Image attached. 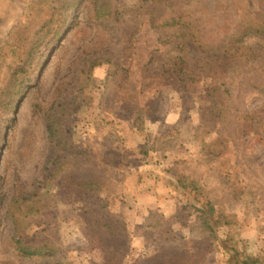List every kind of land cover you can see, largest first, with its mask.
<instances>
[{
	"label": "rangeland",
	"instance_id": "1",
	"mask_svg": "<svg viewBox=\"0 0 264 264\" xmlns=\"http://www.w3.org/2000/svg\"><path fill=\"white\" fill-rule=\"evenodd\" d=\"M59 2L0 0V44L13 41L17 24L45 20ZM88 3H80L15 110L9 104L12 94L0 99V264H226L217 234L253 250L261 257L257 264H264V48L257 53L263 66L203 51L190 36L159 25V17L172 10L162 1L121 0L122 9L139 11L141 22L129 12L120 15L118 25L97 20ZM259 41L258 36L246 39ZM102 49L114 52L115 63L94 69L77 113L75 146L66 149L49 136L44 112L59 87L74 84L85 61ZM20 52L16 47L2 51L1 93L11 84ZM176 55L183 56L184 74L164 70ZM168 135L167 148L157 150L166 151L161 156L151 152L147 160L140 154L155 137ZM58 154L75 172L61 177L60 192L41 196V211L29 217L23 234L28 242L52 244L59 251L24 255L17 249L8 198L38 189ZM137 169L148 173L147 181L157 184L162 197L149 208L148 219L111 204L128 183L138 186L129 179ZM181 172L207 201L214 214L209 221L176 209L173 182ZM92 174L106 181L105 209L97 196L72 192L79 175Z\"/></svg>",
	"mask_w": 264,
	"mask_h": 264
},
{
	"label": "trees",
	"instance_id": "2",
	"mask_svg": "<svg viewBox=\"0 0 264 264\" xmlns=\"http://www.w3.org/2000/svg\"><path fill=\"white\" fill-rule=\"evenodd\" d=\"M82 1L60 0L58 4L52 6L50 15L45 20L36 26L17 24L12 33L13 41L0 44V56H3L2 51L7 47H16L21 50L17 56L20 62L14 68L9 79L11 84L9 88L0 92L1 101L4 100L6 93L12 94L9 103L12 111L17 106L19 96L33 81L34 74L44 66L48 58L47 53L58 46L61 37L72 25L79 10L78 6ZM88 1V5L92 9L91 12L94 13L97 20L113 22L118 25V21L121 19L120 15H127L130 12V18L138 20L137 23L141 22L139 11L135 7L122 9L120 7L121 0ZM151 1H162L172 5L170 13L159 17V25L171 27L179 35L190 36L203 51L210 50L223 55L230 53L235 55L238 61L241 60L246 64L250 62L254 66L256 64L263 66L264 63L260 62L257 53L259 50L262 51L261 48H264V0ZM254 36L261 37L260 46L246 42L247 37ZM113 55L114 52L108 49H102L98 55L93 54L85 61L86 63L80 69L74 84L65 89L62 86L59 87L57 96L44 112L49 136L56 141L57 145H62L66 149H72L75 146L73 136L79 128L77 113L85 102L82 95L93 80V72L98 65L105 62L111 65L115 63ZM184 64L183 56L176 55L164 65V70L184 74ZM171 138L172 135L165 136V138L155 137L149 143V148L154 151L142 149L140 154L144 155L147 160L153 154L161 156L166 151L157 150L166 149L167 145L165 144L168 142L166 140L171 141ZM162 141L164 147L157 148V145ZM65 157V155L58 154L54 158L53 165L45 174L44 181H41L38 189L13 193L8 198L7 211L15 230L17 249L24 255H55L59 251V247L52 244H41L38 241L28 242L23 233L29 226V217L41 211L42 197L46 194L54 195L60 192L58 187L64 183L61 177L75 172L74 164L67 163L69 161H66L68 159ZM68 164H70L69 167ZM174 176L173 185L178 202L176 209L181 208L183 212L188 213H200L202 220L209 221L214 214L209 211L207 201L202 197L199 198V195L193 192L188 179L189 175L186 172H181ZM75 180L77 185L72 189V192L77 195L85 193L88 197L97 196L100 208L105 209L108 206V200L103 194L106 181L102 177L93 174L79 175V178ZM64 187H66V183ZM2 198H6V196ZM180 214L182 215V213ZM152 219H155V215L150 217L149 223H147L148 227H151ZM217 235L222 250L228 255L226 264H257L261 261L259 254L247 248H239L233 243V238H222L219 234Z\"/></svg>",
	"mask_w": 264,
	"mask_h": 264
},
{
	"label": "crops",
	"instance_id": "3",
	"mask_svg": "<svg viewBox=\"0 0 264 264\" xmlns=\"http://www.w3.org/2000/svg\"><path fill=\"white\" fill-rule=\"evenodd\" d=\"M147 178L148 173L146 175L145 172L141 171L140 169H137L131 174V177H129V179L131 180L130 182L139 183L137 184L138 186L134 189L132 188V185L128 183V187L125 189V191H122L121 194L117 196V198L111 204L124 214H133L135 217L141 219L144 217H149V208H155L159 203L158 201H161L162 197L159 195V187L155 183L158 181V183L161 184V180H159L155 176V182H153L155 184L151 185V183L147 181ZM134 231L137 237L141 239L140 235L142 236L143 234L142 229L139 228L137 225V227H134Z\"/></svg>",
	"mask_w": 264,
	"mask_h": 264
}]
</instances>
